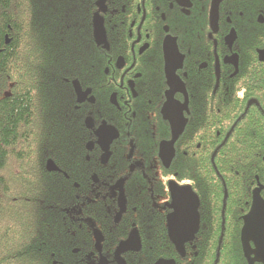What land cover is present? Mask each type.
<instances>
[{
    "label": "flooded vegetation",
    "instance_id": "1",
    "mask_svg": "<svg viewBox=\"0 0 264 264\" xmlns=\"http://www.w3.org/2000/svg\"><path fill=\"white\" fill-rule=\"evenodd\" d=\"M54 1L84 46L55 94L58 143L38 150L70 201L52 264H264V0ZM239 169L263 181L229 229L206 224L201 196Z\"/></svg>",
    "mask_w": 264,
    "mask_h": 264
},
{
    "label": "trees",
    "instance_id": "2",
    "mask_svg": "<svg viewBox=\"0 0 264 264\" xmlns=\"http://www.w3.org/2000/svg\"><path fill=\"white\" fill-rule=\"evenodd\" d=\"M57 22L54 0H0V264H52L68 244L61 225L70 206L67 190L44 186L39 177L47 157L38 150L58 143L50 140L59 135V124L52 123L59 118L55 94L84 45L64 40ZM227 158L232 165L230 151ZM259 173L223 172L220 191L206 188L201 196L209 213L205 223L229 229L245 208L238 198L247 195L250 179L263 181Z\"/></svg>",
    "mask_w": 264,
    "mask_h": 264
},
{
    "label": "water",
    "instance_id": "3",
    "mask_svg": "<svg viewBox=\"0 0 264 264\" xmlns=\"http://www.w3.org/2000/svg\"><path fill=\"white\" fill-rule=\"evenodd\" d=\"M175 187V186H174ZM181 191V192H186V193H183L180 197L182 198V197H187V194L190 196V197H193L192 195V193L190 192V193H188V189H185V190H183V189H176V188H174V190L173 191ZM172 191V192H173ZM192 194V195H191ZM257 197V198H256ZM194 198V197H193ZM259 197L257 196V194L255 193L254 194V196H253V203H252V207H251V213L252 214H255V213H261V214H264V208L261 206V204H260V202H259V199H258ZM195 199V198H194ZM262 207V208H261ZM193 216L195 217V216H197V213H196V211H195V213L193 212ZM194 219V218H193ZM193 225H195L194 226V228H195V230H196V227H197V218H195L194 220H193ZM263 251H264V243H263Z\"/></svg>",
    "mask_w": 264,
    "mask_h": 264
}]
</instances>
